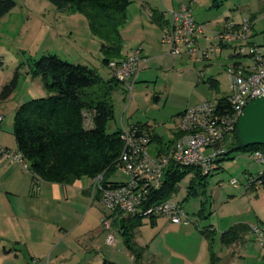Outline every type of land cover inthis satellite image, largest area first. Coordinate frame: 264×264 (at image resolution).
Listing matches in <instances>:
<instances>
[{
    "label": "rangeland",
    "instance_id": "obj_1",
    "mask_svg": "<svg viewBox=\"0 0 264 264\" xmlns=\"http://www.w3.org/2000/svg\"><path fill=\"white\" fill-rule=\"evenodd\" d=\"M11 1L14 8L0 19V91L14 73L18 74L15 89L1 101L7 111L16 103L19 106L45 96L41 80L28 74L30 61L43 55H55L62 61L95 69L103 80L109 78L107 68L101 64L100 43L89 35L87 23L81 15L59 13L47 0ZM144 1L168 11L189 2ZM139 3L140 0H132L126 9V21L120 35L124 38L125 50L141 51L142 47L149 61L142 71H138L131 91L122 84L114 87L111 95L113 119L106 131L126 129L139 122L147 123L158 135L167 136L179 113L227 95L225 70L235 60L227 58L232 55L228 47L220 55L213 54L199 63L174 58L160 43L161 34L155 27L143 22L146 32H142L140 21L147 20V14ZM190 11L196 23L205 25L208 30L206 39L198 41L201 49L216 45L211 31L219 29L226 19L252 22V43L264 45V0H198ZM199 75H202V81L212 77L218 83V91L208 89L201 81L198 83ZM155 97L158 98L156 103L153 101ZM6 100L8 103L4 102ZM13 116L14 113L9 116L7 124L13 122ZM3 139L15 144L12 135L3 136ZM229 143L224 141L222 146L227 148ZM211 153L212 149L208 148L204 155ZM234 155L230 160H221L218 163L220 169L209 176L203 186L195 179L194 189L189 190L192 173L177 184L176 193L170 200L182 205L189 218L186 225L173 224L165 217H156L154 224L148 218L142 220L141 226L133 233L136 246L143 248L140 264H212L211 257L214 264H220L218 259L227 254L218 239L223 229L238 222L250 227L264 226V189L247 190L243 172L246 169L255 176L261 169L257 164L247 162V154ZM111 179L118 183L126 180L119 172ZM233 180L235 186L229 184ZM84 182L87 183L85 179ZM193 191L195 194L188 196ZM53 207L48 204L42 223L30 221L16 229L14 233L20 237L17 243L0 244V264H32L28 255L39 260V264H133L116 228L111 229L115 246H107L105 239L95 237L93 229L103 218V210L95 204L90 208L87 198L73 193L59 211H54ZM209 226L214 228L215 236L207 232L211 230ZM205 234H210L211 242L204 238ZM10 248L17 251L18 259L3 256L2 250ZM260 253L264 254V250L256 242H250L244 259L235 264H259Z\"/></svg>",
    "mask_w": 264,
    "mask_h": 264
},
{
    "label": "trees",
    "instance_id": "obj_2",
    "mask_svg": "<svg viewBox=\"0 0 264 264\" xmlns=\"http://www.w3.org/2000/svg\"><path fill=\"white\" fill-rule=\"evenodd\" d=\"M57 11L68 10L81 15L91 36L99 43L102 56L101 64L107 66L110 61L123 58V41L120 30L126 21V9L132 0H47ZM15 4L11 0H0V19L8 15ZM151 22L159 28L166 25L163 15L153 11ZM28 74L41 80L44 97L22 103L14 112L12 136L17 151L29 165V173L34 183L67 185L75 180L87 178L93 180L101 176L102 184L117 186L122 183L109 179L117 172L118 158L122 149L121 129L108 133L107 125L113 119L111 95L119 83L108 78L103 80L95 69L62 61L55 55H43L28 64ZM18 79L14 73L10 82L0 91V101L13 92ZM210 90L218 91L216 81L205 82ZM224 99L218 101L219 106ZM149 134L153 152L161 153L167 145L154 134L146 124L133 125ZM261 152L264 147L241 148L234 135L225 152L216 160H230L231 155ZM234 155V156H235ZM234 158H232L233 160ZM192 173L189 190H193L194 180L204 185L209 176H201L194 168H179L172 165L163 171L160 187L151 191L143 204V209L151 205L170 200L176 193V186L186 175ZM254 185L264 189V172L251 177ZM250 179V178H249ZM248 179V180H249ZM247 180V181H248ZM191 196L194 193H188ZM203 207V205H201ZM203 209V208H202ZM202 211V210H200ZM144 218L114 221L118 225L123 245L133 257L134 264H140L143 248L136 246L134 231L141 226ZM151 223L153 217L148 218ZM208 230L207 232H209ZM250 231L249 227L234 226L218 237L223 246L237 242L241 235ZM210 242V234L204 235ZM211 263L213 258L211 257Z\"/></svg>",
    "mask_w": 264,
    "mask_h": 264
},
{
    "label": "built area",
    "instance_id": "obj_3",
    "mask_svg": "<svg viewBox=\"0 0 264 264\" xmlns=\"http://www.w3.org/2000/svg\"><path fill=\"white\" fill-rule=\"evenodd\" d=\"M198 0H189L177 11L168 12L170 19L164 26L160 43L168 49L173 57H184L199 61L209 59L213 54L221 53L228 47L235 63L226 70L227 95L221 97L224 103L219 106L218 100L205 101L183 111L178 116V137L164 147L163 152L154 153L149 134L133 125L121 129L122 149L118 158L117 172L126 177L120 185H103L102 177L91 180L93 194L103 210L102 227L108 232L105 243L115 246L111 232L114 221L143 218L165 217L173 224L186 225L188 215L178 202L166 200L143 209L151 191L157 190L163 178L164 169L172 165L179 168H194L201 176H211L218 170L216 160L225 152L224 141H231L235 125L242 110L250 102L264 95V45H255L251 40L252 22L242 19L239 22L224 20L219 29L211 31L216 45L201 49L200 39H206V26L196 23L190 7ZM232 45V46H230ZM144 59L139 49L131 51L117 61H110L106 68L109 78L122 84L129 91L135 82ZM3 115L0 114V125ZM217 146V148H214ZM212 153L204 155L206 149ZM252 160L264 172V155L255 152ZM0 161L15 163L22 170L29 172V165L15 150L0 147ZM253 179L247 181V190ZM235 186V180L229 183ZM259 188L254 185L253 189ZM250 233L258 246L264 250V226L250 227Z\"/></svg>",
    "mask_w": 264,
    "mask_h": 264
},
{
    "label": "crops",
    "instance_id": "obj_4",
    "mask_svg": "<svg viewBox=\"0 0 264 264\" xmlns=\"http://www.w3.org/2000/svg\"><path fill=\"white\" fill-rule=\"evenodd\" d=\"M197 2L194 3L193 5L197 4ZM193 5H191V7ZM139 6L147 14V20L140 21V27H141L142 32H146L145 28L143 27V22H145V24L149 25V27L150 26L155 27L156 30L160 32L161 34L164 27L159 28L157 25L151 22V14L153 13V11L162 14L164 21L167 22L170 19L168 12L177 11L182 5H180L175 10L172 9L168 11L166 9L160 10L155 6L152 7L144 0H140ZM57 12L72 13L71 11H68V10H61ZM253 28H254V25L252 26L251 40L254 36ZM89 35H90V32H89ZM121 38L124 43V38L122 37V35H121ZM132 50H133L132 48L125 50L122 45V55H124L123 57L127 56ZM141 55H142V58L144 59V64L142 68L139 70V72L144 69V66L149 61V57L144 53V50L142 47H141ZM181 58L186 59L187 61H191L193 63H199V61L190 60L184 57H181ZM227 58L230 60L231 59L235 60L231 56H228ZM235 62L236 61L232 62L231 64H234ZM201 76L202 75L197 76L198 83L199 81H201L200 83H205L207 80L215 81L212 77H209L207 80L202 81ZM206 86L208 87L207 84ZM153 101L156 103L158 101V98L156 97L153 98ZM4 102L8 103V100ZM2 103L3 102L0 101V114L3 115V121L0 125V147L4 149H8V150H15L16 149L15 144L7 143L3 139V136L12 135V125H11L12 123L7 124V119H9V116H11L15 112L19 103H16L15 105H13L12 108H9L8 110L10 111H7L6 107L5 106L3 107ZM181 113L177 115L175 119V123L173 124L172 128L168 131L167 136L158 135L153 130V128L149 126L147 123L138 122L132 125L146 124L149 127V129L152 130L154 134H156L161 139L162 143L169 145L178 137V124H179L178 116ZM245 157L247 159V162L249 161V162L255 163L252 160L251 155L247 154L245 155ZM218 169H220L219 165H218ZM243 172L245 175V181L253 176V174H251L249 170L244 169ZM111 178L109 179V181L118 183L117 181H114ZM84 179L87 181V183L84 182ZM124 182H119V183H124ZM73 193L78 195L79 197L87 198L89 200L90 208L92 207L93 204H95L100 210H102L98 202L97 195L93 194L92 192L91 180L87 178H81L79 180H75L67 185L52 184V183H46L43 181H37L36 183H34V180L31 174L28 171L22 170L19 165L15 163L8 164L3 161H0V244L6 246V245H14L15 243H17L20 237H18V235L14 233L16 229H21L24 224H28V222L30 221L42 223V219L45 217V214L48 211V208H47L48 204L51 203L52 205H54V207L52 208L54 211L55 210L59 211V209L63 207L65 202H68L69 197ZM200 204L204 206L202 202ZM90 208L88 209V211L90 210ZM104 214L105 213L103 212L102 217H104ZM101 220L99 219L98 225L94 226L93 232H94L95 237H97L98 239L104 240L106 237L107 231L104 230V228L102 227ZM152 223L153 224L155 223V218L152 221ZM239 225L250 227V225H248L247 223L238 222V223L230 225L227 229H223L221 233L225 232L231 227L239 226ZM112 228H116V233L120 236L122 240L120 231L118 229V225L116 223H113ZM209 228L211 229L209 233L212 234V236H215L214 228H212L211 226H209ZM250 242L255 243L253 236L251 235L250 231H248L245 234L241 235L240 239L237 242H234L233 244L228 245V246L221 245V247L223 248L224 251H226L227 254L223 259H218V261L220 262V264H235L237 261L244 259L245 250L247 249L248 243ZM2 254H4L3 256L5 258H10L12 256L14 259H18L17 251H14V249H11V248L8 251L3 249ZM260 254L261 256L258 257L257 262L259 264H264V254L263 253H260ZM128 255L131 258L132 263H133L132 255L129 252H128ZM28 256L32 264H39V260H37L31 255H28Z\"/></svg>",
    "mask_w": 264,
    "mask_h": 264
},
{
    "label": "water",
    "instance_id": "obj_5",
    "mask_svg": "<svg viewBox=\"0 0 264 264\" xmlns=\"http://www.w3.org/2000/svg\"><path fill=\"white\" fill-rule=\"evenodd\" d=\"M234 138L241 148L264 147V95L242 110L235 125Z\"/></svg>",
    "mask_w": 264,
    "mask_h": 264
},
{
    "label": "bare ground",
    "instance_id": "obj_6",
    "mask_svg": "<svg viewBox=\"0 0 264 264\" xmlns=\"http://www.w3.org/2000/svg\"><path fill=\"white\" fill-rule=\"evenodd\" d=\"M141 52V51H140ZM124 56V55H123ZM250 228V227H249Z\"/></svg>",
    "mask_w": 264,
    "mask_h": 264
}]
</instances>
